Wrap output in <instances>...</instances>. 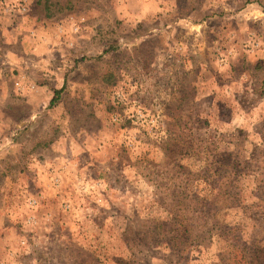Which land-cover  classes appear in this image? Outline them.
<instances>
[{
  "label": "rangeland",
  "instance_id": "374dc122",
  "mask_svg": "<svg viewBox=\"0 0 264 264\" xmlns=\"http://www.w3.org/2000/svg\"><path fill=\"white\" fill-rule=\"evenodd\" d=\"M47 1L16 4L56 99L0 120V264H264V0Z\"/></svg>",
  "mask_w": 264,
  "mask_h": 264
},
{
  "label": "crops",
  "instance_id": "0c3cea01",
  "mask_svg": "<svg viewBox=\"0 0 264 264\" xmlns=\"http://www.w3.org/2000/svg\"><path fill=\"white\" fill-rule=\"evenodd\" d=\"M24 1V4L37 2ZM16 4H19L17 0H0V120L8 112L14 115V100H23L33 106L26 115L28 120L39 116L40 101L44 104L52 99L45 72L49 68L48 33L37 17L21 8L22 4L20 7ZM16 15H19L17 19ZM58 80L60 83V78ZM25 126L13 125L12 134L20 133Z\"/></svg>",
  "mask_w": 264,
  "mask_h": 264
},
{
  "label": "trees",
  "instance_id": "16d2710c",
  "mask_svg": "<svg viewBox=\"0 0 264 264\" xmlns=\"http://www.w3.org/2000/svg\"><path fill=\"white\" fill-rule=\"evenodd\" d=\"M37 2L39 3L40 2V0H37ZM47 0H46V4H47ZM53 4V2H50V3H48L47 4V6H45L46 7V16L47 17H51L52 15H53V13L51 12V9H50V6ZM56 4L59 6L60 5V3L59 2H56ZM63 7H66V8H71V5H69V3H67L66 5H64ZM59 8H62V7H59ZM58 91H56V93H57ZM56 98L54 97V98H52V102L55 100ZM197 210V209H196ZM173 231H176V234H175V236H181V234H182V232H183V229L180 227V226H178V227H175V228H173ZM175 236H173V237H175Z\"/></svg>",
  "mask_w": 264,
  "mask_h": 264
},
{
  "label": "built area",
  "instance_id": "2783aa9c",
  "mask_svg": "<svg viewBox=\"0 0 264 264\" xmlns=\"http://www.w3.org/2000/svg\"><path fill=\"white\" fill-rule=\"evenodd\" d=\"M22 8L24 7L23 5L21 6ZM25 8V7H24Z\"/></svg>",
  "mask_w": 264,
  "mask_h": 264
}]
</instances>
